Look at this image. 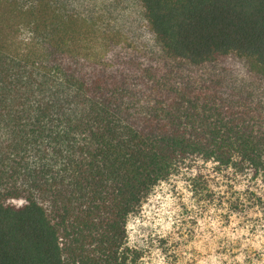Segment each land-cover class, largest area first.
Instances as JSON below:
<instances>
[{
  "label": "trees",
  "instance_id": "trees-1",
  "mask_svg": "<svg viewBox=\"0 0 264 264\" xmlns=\"http://www.w3.org/2000/svg\"><path fill=\"white\" fill-rule=\"evenodd\" d=\"M136 3L144 39L111 0H0V264H143L126 222L158 183L264 178V0Z\"/></svg>",
  "mask_w": 264,
  "mask_h": 264
},
{
  "label": "rangeland",
  "instance_id": "rangeland-1",
  "mask_svg": "<svg viewBox=\"0 0 264 264\" xmlns=\"http://www.w3.org/2000/svg\"><path fill=\"white\" fill-rule=\"evenodd\" d=\"M111 1L122 11L118 30L129 23L141 39L147 38L136 0ZM221 65L236 72L238 82L250 76L242 59ZM126 230L127 246L142 254L143 264H173L161 253L165 240L182 250L181 264L192 259L235 264L237 254L264 250V178H243L207 165L181 168L153 188L127 219Z\"/></svg>",
  "mask_w": 264,
  "mask_h": 264
}]
</instances>
